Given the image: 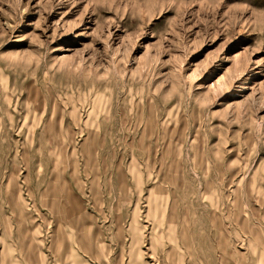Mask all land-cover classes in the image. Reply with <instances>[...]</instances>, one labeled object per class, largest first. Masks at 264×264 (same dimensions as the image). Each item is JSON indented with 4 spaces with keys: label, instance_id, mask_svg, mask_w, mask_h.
Returning <instances> with one entry per match:
<instances>
[{
    "label": "rangeland",
    "instance_id": "1",
    "mask_svg": "<svg viewBox=\"0 0 264 264\" xmlns=\"http://www.w3.org/2000/svg\"><path fill=\"white\" fill-rule=\"evenodd\" d=\"M261 204L264 0H0V264H264Z\"/></svg>",
    "mask_w": 264,
    "mask_h": 264
},
{
    "label": "bare ground",
    "instance_id": "2",
    "mask_svg": "<svg viewBox=\"0 0 264 264\" xmlns=\"http://www.w3.org/2000/svg\"><path fill=\"white\" fill-rule=\"evenodd\" d=\"M237 185H239V184H237ZM237 190V189H236ZM241 190V189H240ZM240 192V191H239ZM236 199V198H235ZM237 201H238V199H237ZM159 210H160V217L163 219V217H165V211H164V208H163V205H162V202L161 203H159ZM165 206V205H164ZM167 207H169V206H167ZM237 209L239 210V211H241L242 213H244L243 212V209H242V206L241 207H237ZM245 209V208H244ZM251 209V208H250ZM251 211V210H250ZM235 215V214H234ZM236 216V215H235ZM252 216L254 217V224H256V226H260V225H264V208H263V204H261L260 205V207L258 208V207H254V206H252ZM163 236V235H162ZM220 252H223L222 253V256H221V260H222V257L224 256V251H220ZM221 262V261H220Z\"/></svg>",
    "mask_w": 264,
    "mask_h": 264
}]
</instances>
